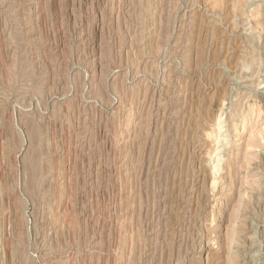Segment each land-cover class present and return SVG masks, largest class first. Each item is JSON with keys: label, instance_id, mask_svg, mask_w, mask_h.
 Masks as SVG:
<instances>
[{"label": "rangeland", "instance_id": "1", "mask_svg": "<svg viewBox=\"0 0 264 264\" xmlns=\"http://www.w3.org/2000/svg\"><path fill=\"white\" fill-rule=\"evenodd\" d=\"M0 264H264V0H0Z\"/></svg>", "mask_w": 264, "mask_h": 264}]
</instances>
